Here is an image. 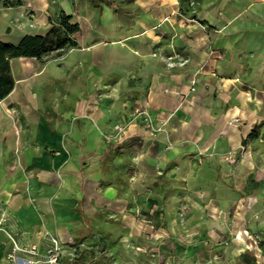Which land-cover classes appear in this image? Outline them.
I'll list each match as a JSON object with an SVG mask.
<instances>
[{
    "label": "crops",
    "instance_id": "0c3cea01",
    "mask_svg": "<svg viewBox=\"0 0 264 264\" xmlns=\"http://www.w3.org/2000/svg\"><path fill=\"white\" fill-rule=\"evenodd\" d=\"M8 1L21 3L0 5L5 43L46 34L49 10L66 11L55 0ZM133 5L118 39L94 25L61 57L11 61L15 86L0 101V264H13L15 245L44 256L51 237L74 244L72 228L103 209L139 208L134 193L149 181L183 183L193 207L248 206L239 216L264 231L263 46L254 41L249 57L230 53L239 40L209 12L208 24L192 14L191 24L168 30Z\"/></svg>",
    "mask_w": 264,
    "mask_h": 264
},
{
    "label": "rangeland",
    "instance_id": "374dc122",
    "mask_svg": "<svg viewBox=\"0 0 264 264\" xmlns=\"http://www.w3.org/2000/svg\"><path fill=\"white\" fill-rule=\"evenodd\" d=\"M96 1L103 8L101 13L100 9L93 7L92 0H75L74 3L55 0V4L64 7L67 14L75 13V20L80 23L84 36L94 35L93 26L98 25L106 35L120 38L126 32L119 27L126 26L131 20L125 8L134 10L136 7L127 0H116L121 7L116 12L105 0ZM137 1L152 11L158 22L167 26L168 30L191 24L192 14H195L194 23L208 24L203 16L209 12L214 20L217 18L215 26L223 27L230 40H239L236 44L238 50L232 48L230 53L241 52L244 57H249L258 50L254 41L263 46L264 53V0H189L186 5L181 0ZM172 7L177 8L175 12ZM92 10L98 12L96 17ZM60 11L56 6L49 13ZM182 12L187 14L180 17ZM166 13H171L170 19L165 16ZM246 68L249 69V76L252 74L251 67L248 65ZM117 159L121 162L125 158L117 154ZM115 166L119 168L120 165ZM107 180H110L109 177H104L102 182ZM117 180L119 182L121 178ZM145 188L147 191L140 192V198L134 193L139 208H129L124 214L115 210L107 213L103 209L88 218L85 224L79 225L80 228H72L76 241L62 245L65 264H72L82 253L88 254L87 264H249L243 258L245 253H251L257 264H264V246L261 245L264 231L253 224L247 214L239 216L241 210L248 213V206L234 211L209 206L193 207L191 197V200L186 199L187 190H184L183 183L170 186L164 180L149 181ZM129 195L131 197L133 193ZM115 200H120V196H116ZM11 254L8 255L10 261ZM25 260L45 264L46 254Z\"/></svg>",
    "mask_w": 264,
    "mask_h": 264
},
{
    "label": "trees",
    "instance_id": "16d2710c",
    "mask_svg": "<svg viewBox=\"0 0 264 264\" xmlns=\"http://www.w3.org/2000/svg\"><path fill=\"white\" fill-rule=\"evenodd\" d=\"M112 10L116 12L121 7L116 0H105ZM74 3L75 0H70ZM133 3V0H127ZM182 3L188 4L189 0H181ZM21 2H12L8 0H0V5L5 7H16ZM94 8L101 13L103 8L92 0ZM182 10V9H181ZM181 15H186L182 12ZM50 28L44 35L27 34L20 38L17 43H5L0 41V101L6 99L14 89L15 81L11 70V61L19 58L34 59L39 63H46L52 58H58L66 54L68 51L77 47L76 36L81 32L80 24L75 21L74 16L67 14L65 11L56 12L49 16ZM252 133V136H254ZM264 246V241H261ZM201 257L205 260V254L201 251ZM243 258L249 264H257L251 253H246ZM88 254L82 253L77 256L72 264H87Z\"/></svg>",
    "mask_w": 264,
    "mask_h": 264
},
{
    "label": "built area",
    "instance_id": "2783aa9c",
    "mask_svg": "<svg viewBox=\"0 0 264 264\" xmlns=\"http://www.w3.org/2000/svg\"><path fill=\"white\" fill-rule=\"evenodd\" d=\"M29 27L31 29L37 28V23L35 18L32 16L31 22L29 23ZM136 115H147L145 110L138 109L136 111ZM238 122V120H235V123ZM1 203V201H0ZM1 225V224H0ZM62 243L58 238H51V241L49 243V246L46 251V261L45 264H65L63 258H62ZM18 252L28 253L32 255L33 257H39V250L36 245H33L28 250H25L23 248L18 247L17 245L14 246L12 254L9 256L12 262L20 261L21 264H33L34 262L31 260H24L17 258L16 254Z\"/></svg>",
    "mask_w": 264,
    "mask_h": 264
}]
</instances>
